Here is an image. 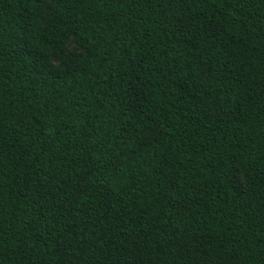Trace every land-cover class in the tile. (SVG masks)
Returning a JSON list of instances; mask_svg holds the SVG:
<instances>
[{
    "label": "trees",
    "instance_id": "16d2710c",
    "mask_svg": "<svg viewBox=\"0 0 264 264\" xmlns=\"http://www.w3.org/2000/svg\"><path fill=\"white\" fill-rule=\"evenodd\" d=\"M0 264H264V0H0Z\"/></svg>",
    "mask_w": 264,
    "mask_h": 264
}]
</instances>
